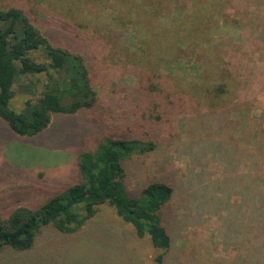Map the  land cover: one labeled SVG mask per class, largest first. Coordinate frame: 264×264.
Returning <instances> with one entry per match:
<instances>
[{"label":"trees","instance_id":"16d2710c","mask_svg":"<svg viewBox=\"0 0 264 264\" xmlns=\"http://www.w3.org/2000/svg\"><path fill=\"white\" fill-rule=\"evenodd\" d=\"M181 1L190 8L171 11L166 25L148 28L156 42L146 36L144 22L137 28L140 59H150L151 44L159 49L157 64L180 51L186 58L174 64L199 61L201 80L189 85L170 72L176 87L166 90L158 68L157 80L142 84L155 94L154 118L171 108L182 117L184 133L167 138L154 128L142 136L104 135L95 151L79 154L78 181L40 207L20 205L0 218V253L37 249L46 230L76 232L107 204L136 237H149L151 264H264V0H177L170 9ZM228 9L250 25L242 42L216 37V13ZM138 71L141 84L147 70ZM94 80L79 45L55 43L20 6L0 7V118L13 131L33 136L57 113L95 108ZM17 91L31 97L20 109L12 104ZM157 151L160 160L144 166L152 176L131 196L128 165ZM180 234L185 243L178 247Z\"/></svg>","mask_w":264,"mask_h":264},{"label":"rangeland","instance_id":"374dc122","mask_svg":"<svg viewBox=\"0 0 264 264\" xmlns=\"http://www.w3.org/2000/svg\"><path fill=\"white\" fill-rule=\"evenodd\" d=\"M176 2L0 0V7L16 5L24 8L55 43L79 45L95 71L94 82L100 97L98 106L93 109L55 114L48 127L33 136L17 134L6 120L0 118V218H6L20 205L40 207L49 197L78 181L79 154L84 150L95 151L106 134L114 137L142 136L154 128L167 138L178 131L184 133L182 117L173 115L171 108H167L168 113H162L161 109V119L154 118L151 109L155 105V94L143 88L142 84L147 83V78L157 80L154 70L158 68L156 72L167 79L163 84L166 90L176 87V80L182 86L189 85L190 81L201 80L203 71L199 61L183 59L181 65L174 64L178 57L186 58L179 50L180 53L167 55L165 64L163 61L157 64V47L148 43L151 55L150 59L144 60L140 59L138 47L137 27L141 22L145 23L146 36L150 35V39L156 42L148 28L154 31L155 25H166L171 11L178 13L190 8V3L181 1L170 9ZM154 8L157 9L155 14ZM228 10L216 13V37L230 36L232 41L242 42L241 36L249 33V24H240L228 13L232 9ZM173 40L172 36L169 41ZM139 67L147 70L141 84H138ZM170 72L178 73L179 77L175 80ZM26 80L24 77L18 79L15 89ZM30 98V95L18 92L12 104L20 109ZM161 157L162 151H157L139 159L140 162L136 160L128 165L125 182L131 196H137L141 185L152 176L153 169L148 171L144 166L156 164ZM202 207L203 202L199 201L197 212ZM45 232L36 244L37 249L7 250L0 253V263L151 264L149 255L155 253L149 237H136L133 227L107 204L100 205L98 214L76 232L58 234L53 229ZM184 238L185 234H180L176 239L178 247L184 245ZM49 239L51 244L40 248Z\"/></svg>","mask_w":264,"mask_h":264}]
</instances>
